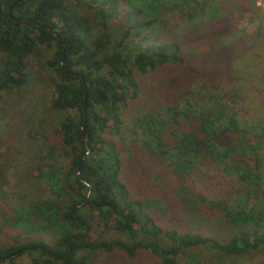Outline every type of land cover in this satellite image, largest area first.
I'll return each instance as SVG.
<instances>
[{
  "label": "trees",
  "instance_id": "trees-1",
  "mask_svg": "<svg viewBox=\"0 0 264 264\" xmlns=\"http://www.w3.org/2000/svg\"><path fill=\"white\" fill-rule=\"evenodd\" d=\"M231 13L212 0H0V93L20 91L49 50L59 115L35 177L48 197L1 213L0 264L17 250L30 264L264 253V116L240 118L245 94L264 87V13L241 51ZM177 21L189 30H169ZM203 165L232 176L246 201L195 192ZM45 231L54 246L28 240Z\"/></svg>",
  "mask_w": 264,
  "mask_h": 264
},
{
  "label": "rangeland",
  "instance_id": "rangeland-1",
  "mask_svg": "<svg viewBox=\"0 0 264 264\" xmlns=\"http://www.w3.org/2000/svg\"><path fill=\"white\" fill-rule=\"evenodd\" d=\"M195 1L201 3L211 0ZM212 1L222 13L225 10L232 11L230 24L238 38L234 45L241 51L243 41L249 36H255L260 24L258 15L264 13V0H254V8L257 10H252L250 0ZM177 22L179 25L169 24V30L177 35L183 30H189L188 23ZM49 55V50L42 51L38 60L35 58L31 61L28 83L20 91L0 93V215L2 212L17 213L30 203L48 197L47 188L35 177L45 155L43 140L52 141V128L59 118L57 113L48 108L55 82L52 71L43 64ZM243 102L240 118L247 125H253L257 118L264 116V87L245 94ZM189 183L195 192L209 200H223L230 204H243L246 201L238 194L241 190L235 179L217 165H203L192 173ZM55 239V234L48 231L32 233L28 238L51 247L55 245ZM199 255L194 261H190L191 257L185 260L189 264H264V253L261 252L240 258H225L206 252ZM97 261L98 264H159L157 259L145 251L137 252L132 259L113 252L100 256ZM12 264H30V256L19 253L13 256Z\"/></svg>",
  "mask_w": 264,
  "mask_h": 264
},
{
  "label": "water",
  "instance_id": "water-1",
  "mask_svg": "<svg viewBox=\"0 0 264 264\" xmlns=\"http://www.w3.org/2000/svg\"><path fill=\"white\" fill-rule=\"evenodd\" d=\"M9 19H10V21H11L13 26H15V27H20L21 26V23L19 21L15 20L11 15H9ZM43 28L46 29V27H43ZM51 35H54V34L51 33ZM61 62H62V55L60 56V64H61ZM82 107H83V110H85V108H86L85 97L83 99ZM80 135L83 137L84 140H87V137H88L87 128H86V125H85L84 122H83V124H82V126L80 128ZM82 183H84V182H82ZM20 252H21V250H17L15 252H13L12 254H10L9 257H13V256L19 254Z\"/></svg>",
  "mask_w": 264,
  "mask_h": 264
}]
</instances>
